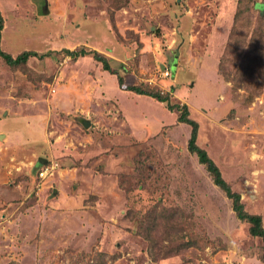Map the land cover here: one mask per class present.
I'll return each mask as SVG.
<instances>
[{
  "label": "rangeland",
  "instance_id": "1",
  "mask_svg": "<svg viewBox=\"0 0 264 264\" xmlns=\"http://www.w3.org/2000/svg\"><path fill=\"white\" fill-rule=\"evenodd\" d=\"M248 1L235 24L239 0H0L1 50L35 53L0 57V264L261 261L178 112L128 91L186 105L198 145L264 227V64L245 77L264 0ZM82 49L110 72L63 52Z\"/></svg>",
  "mask_w": 264,
  "mask_h": 264
},
{
  "label": "trees",
  "instance_id": "2",
  "mask_svg": "<svg viewBox=\"0 0 264 264\" xmlns=\"http://www.w3.org/2000/svg\"><path fill=\"white\" fill-rule=\"evenodd\" d=\"M248 0H239V3L236 5V10L234 12V20L235 24L237 20L241 22L244 17L241 16V8L247 7ZM258 9H263L264 5H256ZM218 26V25H217ZM3 29V20L0 14V39H1V32ZM254 37V36H252ZM256 37V36H255ZM263 34L259 33V37L255 38L257 41L253 44V47L246 54L245 58L248 60L249 68L245 70L247 75L245 77H254L255 75H261L262 70L260 66L264 64V42L262 43ZM65 54L72 58L83 57L86 55H91L92 59L102 65V69L105 72H110V67L108 61L99 53L91 52L87 53L83 49L80 51H63ZM215 52V51H214ZM30 56H35L33 52H23L17 57L13 58L7 53H4L0 48V57L5 61L8 66H18L25 64ZM246 61V59H245ZM213 60H207L203 65V71L205 73H210L212 78H215V73L213 70ZM245 73V74H246ZM244 74V73H243ZM214 82H212L213 84ZM118 84L122 85V80H118ZM200 84V82H199ZM202 84V83H201ZM211 86V85H210ZM211 88V87H210ZM212 90V88H211ZM128 91H131L137 95H141L144 97H148L151 99H155V101L159 103H166V107L169 111H173V109L178 112L177 121L181 124H185L186 127L190 128L189 138L187 141V151L188 153L195 155L197 161L200 165H202L208 175L211 177L213 183L219 187L224 193L226 194L227 198L232 202V210L235 212L236 217L239 220L245 221L249 224V235L252 237H259L262 241V253H261V261L264 262V227L262 226V220L259 215H253L245 212L242 203L240 202V195L238 193L232 192L229 185L223 180L221 173L217 166L214 164L212 159L208 156L207 152L198 145L197 143V136H198V124L190 117V112L186 105H171L167 96H162L159 93H153L149 91H144L138 89L136 87L128 88ZM193 102V101H192ZM180 113V114H179Z\"/></svg>",
  "mask_w": 264,
  "mask_h": 264
},
{
  "label": "built area",
  "instance_id": "3",
  "mask_svg": "<svg viewBox=\"0 0 264 264\" xmlns=\"http://www.w3.org/2000/svg\"><path fill=\"white\" fill-rule=\"evenodd\" d=\"M163 76H165V77H170V76H171L170 71L165 70L164 73H163ZM44 172H45L44 170L40 171V173H38L39 176H44V175H45Z\"/></svg>",
  "mask_w": 264,
  "mask_h": 264
},
{
  "label": "water",
  "instance_id": "4",
  "mask_svg": "<svg viewBox=\"0 0 264 264\" xmlns=\"http://www.w3.org/2000/svg\"><path fill=\"white\" fill-rule=\"evenodd\" d=\"M84 126L85 127H88V123L87 122H84ZM39 161V163H46V160H44V159H38Z\"/></svg>",
  "mask_w": 264,
  "mask_h": 264
},
{
  "label": "clouds",
  "instance_id": "5",
  "mask_svg": "<svg viewBox=\"0 0 264 264\" xmlns=\"http://www.w3.org/2000/svg\"><path fill=\"white\" fill-rule=\"evenodd\" d=\"M170 74H171V76H172V73L170 72ZM171 76H170V78H171ZM255 264H264V262H262V261H260V260H256V262H255Z\"/></svg>",
  "mask_w": 264,
  "mask_h": 264
}]
</instances>
